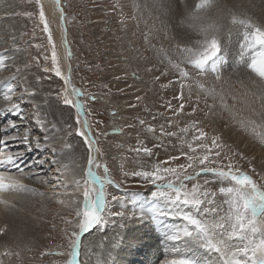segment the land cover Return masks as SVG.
<instances>
[{
    "label": "rangeland",
    "instance_id": "1",
    "mask_svg": "<svg viewBox=\"0 0 264 264\" xmlns=\"http://www.w3.org/2000/svg\"><path fill=\"white\" fill-rule=\"evenodd\" d=\"M148 4L143 0H61L69 83L79 93L75 94L97 142L99 152L91 169L103 186L100 219L81 233L84 193L94 200L96 194L86 178L87 148L76 133L77 128L84 129L80 116L73 104L64 103L65 97L71 101L72 97L62 79L64 58L54 15L47 0H0V23L12 21L16 33L14 40L0 34V53L5 58L0 79L27 72L40 89V99L32 100L20 84L14 87L17 115L13 118L20 124L12 142L21 143L17 154L26 155L25 172L30 173L23 186L27 199L18 209L31 235L17 242L10 241L9 235L0 242V264H67L75 234L80 236L75 264H114L115 254L125 255L136 240L140 248L132 247L136 255L128 258L143 264L180 259L190 264H221L220 253L208 248L205 236L184 217L199 220L214 240L226 241L228 253L244 247L246 241L228 235L229 214L234 211L230 201H239L241 192L250 195L252 186L237 185L230 176L203 174L200 169L247 175L264 191V110L234 99L239 79L233 75L234 68L226 67L235 59L229 30L218 29L216 56L200 69L192 60L205 45L196 43L179 18L155 14ZM239 46L236 59L248 60L252 47L242 40L236 43ZM10 50L17 51L11 60ZM53 52L60 77L53 70ZM261 65L253 69L258 81H264L258 73ZM53 125L60 130L62 142L36 150L33 141L50 139ZM57 153L72 154L68 164L79 163L77 176L66 175L65 160L53 162ZM168 184L173 187L167 188ZM221 188L234 192L222 193ZM176 189L180 201L195 197L201 204L177 201ZM161 191L166 195H153ZM256 219L264 222L259 213ZM250 257L251 253H241L237 259L252 264Z\"/></svg>",
    "mask_w": 264,
    "mask_h": 264
},
{
    "label": "bare ground",
    "instance_id": "2",
    "mask_svg": "<svg viewBox=\"0 0 264 264\" xmlns=\"http://www.w3.org/2000/svg\"><path fill=\"white\" fill-rule=\"evenodd\" d=\"M9 1L12 2L13 0H9ZM47 1L50 5V9H51L52 14L54 15L53 17H54V21L56 22L58 40L60 41V47H61L62 54H64V51L65 52L68 51V46L65 44V38L66 37H64L66 34L65 14L63 12L64 9L61 5V0H47ZM143 1L149 2V4L147 5L148 8L151 9L155 14H158V15L166 14L168 16H173V17H177V18H180L184 8L193 6L196 3V0H183L180 2L178 0H143ZM227 3H228V7L225 10V18L222 20L219 30L220 31L221 30H224V31L229 30L230 34L233 35L231 43H230V45L229 44L228 45L230 46V48H231V50L235 56V59L228 61L226 63V67L230 68V69L234 68V71H233L234 74L233 75L239 79V80H237L238 85H236V87L239 89V90H237L238 97L237 98L234 97V99H236V101L238 100L240 102H249L253 105L260 106V109L264 110V81H258L257 79L259 77L256 76L257 75L256 71H254L253 68L250 67V65L252 64V61L255 57L254 55L257 56L255 58V60L257 61V64H260V55L259 54L262 51H264V46L250 42L251 33L255 28L258 27L261 30H264V0H227ZM58 4H60V6H61L60 9L58 7ZM1 23H0V34L6 33L7 37H9V39L14 40L16 33L12 29L15 27V24L12 21H2ZM63 28H65V31L63 30ZM237 39L246 42V45L248 43L252 47V50L248 51V55H249L248 60H241L240 61V60L236 59L237 57H239L238 56V49L241 48L240 46L238 48L236 47V43H239V40H237ZM11 51L12 50H10L9 53ZM16 52L17 51H14L13 53L11 52L10 60L12 59L13 54H14V56H16ZM9 53L7 52L5 54V57ZM228 53H229V51H228ZM66 54H68V52ZM227 58L229 59L228 56H227ZM3 59H5L4 56H3ZM63 63H64L65 72H64L62 79H63V81H67L66 77H67L68 73H70V75H71V69H69L70 68L69 62H66L64 60ZM262 66H264V65H261L260 68ZM15 74H16L15 76H11V78H13V79H9L8 77L0 79V141H6V143H0V160L6 158V156L9 154H11L13 156H18L19 158L17 160V164L19 165V168L15 167V166L0 165V171H3L7 177H12L15 180L19 181V184L22 187H8V188L0 190V224H2V223L5 224L4 227L2 229H0V242L4 241L7 237H9V235H11L10 241H12V242L22 241L23 238L27 239L31 235L30 234L31 232L29 231L28 225L24 221H22L21 216H22L23 211L18 209V206H23L24 203L26 202V199H27L26 197H27L28 193L24 189L25 187L23 188V186L24 185L26 186L27 183L29 182L28 176L30 173L25 172L27 170V167H28V166H26L27 164L25 161L26 155L24 157H21L20 155L17 154L18 153L17 151L20 150V148H21V143L12 142L15 139L14 137L16 135L15 132L17 130V127L16 126L11 127L10 124H14V125L20 124L18 118L17 119L13 118L15 115H17V108H16L17 107L16 106L17 101H16V98L14 95V93H15L14 87L17 86L18 84H20V87L25 89L24 92L32 100L40 99L39 98L40 89H39V86L35 83L34 77L29 76V74L27 72H22L21 74L19 72L18 73L15 72ZM4 81H7L8 83H11L13 85V90L11 92L7 91V85L4 83ZM69 87H71L70 84H69ZM221 88H223V87H221ZM223 90L225 92V87L223 88ZM220 95L224 96L225 98L229 97L225 93H221ZM5 96H7L8 99H5ZM233 104H234V102H233ZM237 105L239 106L240 109L243 107V105L241 103L237 102ZM235 108H237V107H235ZM251 108H252V106H251ZM233 109H234V107H233ZM248 109H249V107H248ZM255 110H257V109H255ZM74 112H76L77 115H79L77 111H74ZM84 116H85V113H84ZM85 118L87 121L88 128L90 130V124H89L86 116H85ZM47 119H49V118H47ZM49 120L52 123L54 122L51 119H49ZM82 125L83 124H82V120H81V127H82ZM82 129H83V127H82ZM83 132L85 133V135H87L85 129H83ZM91 134H92V132H91ZM48 135L50 136V139L45 140L42 143L39 142V146H37V142L33 141L34 143H32V144L36 148V150H38V151L42 150V147L46 146V145H48V146L55 145V147H58L59 146L58 144L62 142V139L60 138L61 132L56 126H54V125L52 126V129L49 131ZM92 137L95 140L93 135H92ZM47 138H49V137H47ZM82 142L85 144V146L87 148L86 149L87 150V153H86V166H87L86 178H87L88 183L91 186L92 192H95V194H96L97 209H98V213H100L99 211L102 209L101 208L102 203H101V199H100V193L103 190V186L101 184L99 186V180L98 179L96 181H93L87 176V171L89 169L88 168V166H89L88 165V157H89V155H91L93 158V161L95 162L97 155H98V152H99L97 142L95 140L96 145L94 142L91 144H86L83 136H82ZM72 154L74 156V155L78 154V151L76 150V151L72 152ZM72 154L71 153L70 154L69 153L68 154H66V153L58 154L57 153V156L55 157V159H53V162H57L59 160V161H62L61 163H63V161L65 160L64 162H66V164H68L69 163V156H70V158H72ZM78 160L79 159H76V162H78ZM78 166H79V163L75 164L74 166H69V164H68L66 166V170H65L66 175L69 177L77 176L78 172H79ZM91 167H92V165H91ZM5 183L8 184V183H10V181L5 180ZM6 192H8L9 194H4ZM29 226H31V225H29ZM136 241L132 242L130 240V242H132L130 244H132V245L128 251H127V249H125L127 251V252H125L126 256L121 254L124 251H120L121 255L115 254V252L113 251L114 252L113 254L116 255V257L113 258V260H112L114 262V264H127L130 262H131V264H143V263H141L142 260H139V259L129 260L130 258H128V256L131 257L132 254L136 255L135 249H136V247H138L135 244ZM94 247H96L99 252L100 251L104 252V250H105V249L100 250V244L98 242L97 243L94 242ZM132 247H134L135 249ZM78 248H79V246H78ZM78 248H76V258L79 254ZM138 248H140V247H138ZM146 250H148V249H146ZM148 252H149V250H148ZM138 253H141V252H138ZM149 254H151V253H149ZM98 255L100 257L101 254L99 253ZM104 255H107V254H104ZM134 255L132 256L133 258H134ZM135 258H136V256H135ZM139 258H142V257L140 256ZM77 259H76V261H77ZM76 261H75V263H76Z\"/></svg>",
    "mask_w": 264,
    "mask_h": 264
},
{
    "label": "snow or ice",
    "instance_id": "3",
    "mask_svg": "<svg viewBox=\"0 0 264 264\" xmlns=\"http://www.w3.org/2000/svg\"><path fill=\"white\" fill-rule=\"evenodd\" d=\"M199 7V4L197 5ZM40 19L41 21H44V13L41 11L40 13ZM44 31L48 32V26L45 23ZM49 42L51 43V36H49ZM250 42L254 44H258L261 46H264V30H261L260 28H255L250 37ZM218 50V44L216 39H213L205 44V49L197 54V58L192 60V63L200 69H204L206 66V63L210 60H213V58L216 56ZM260 63L264 65V51H262L260 54ZM52 64H53V70L55 71V75L60 77L62 74L58 67H56V56L55 52H53L52 56ZM4 65V59L2 54H0V67H3ZM257 61L253 59L252 64L250 65L251 68L254 70L256 69ZM216 65L213 63V70H215ZM259 74L261 76H264V66H262L259 69ZM13 79V78H9ZM39 79V78H38ZM4 83L7 85V91L11 92L13 90V85L11 83H8L7 81H4ZM73 92L79 95L78 91L74 88ZM5 99H8L7 96H5ZM64 103L66 105H71L73 102L69 100L67 97L64 99ZM75 108L83 111L82 105L79 100L75 103ZM39 123V121H37ZM11 127H15L16 125L10 124ZM85 129L88 127L87 121L84 122ZM77 135L83 136L86 144L93 143L90 135H85L83 131H81L80 128L76 129ZM25 142L28 141V136L26 135L24 137ZM0 143H6V141H0ZM37 146H39V141L37 140ZM53 152L56 151L55 148L52 149ZM18 156H13L11 154L7 155L6 158L0 160V165L5 166H15L19 168V165L17 164ZM207 159L205 157L204 159L200 160V163L203 164L204 160ZM93 158L91 155L88 157V165L89 169L87 171V176L93 180L96 181L98 178L93 174L91 170V165L93 164ZM41 164L44 163V161H40ZM168 171H172L169 169ZM200 173L203 174H218L221 177L230 176L231 180L234 181L237 185H251L252 186V193L250 195H245L243 192L240 193L239 201H230V204H232L234 211L230 212L229 214V220L232 221L231 225V232L228 233L229 237H237L241 239L242 241H246L243 248H237L235 252L228 253L226 251L227 242L222 240H214L213 237H209V229L202 226L200 224L199 220L192 219L191 217H184L187 219L192 225H194L198 232L203 234L206 239L207 247L213 250L216 253H220V260L221 264H242V261L237 259V257L242 253L245 256H248L249 253H251V261L252 264H264V222H258L256 217L259 213L261 217H264V191H259L255 185V183L251 180V178L247 175H233L231 172H224V171H218L217 169L204 167L200 169ZM185 179H191V177H185ZM5 180H9L10 183L6 184ZM8 187H22L19 184V181L15 180L12 177H7L3 171H0V190L8 188ZM167 188H172L173 186L171 184L166 185ZM176 199L177 201H180V190L176 189ZM195 192V188L193 189ZM220 192L227 193L231 195L234 192L233 188H221ZM154 196H165V192H154ZM85 197V211L83 213L84 219L80 223V232L83 233L87 230H89L93 225L97 224L100 217L97 209V203L96 200L89 198V193H84ZM100 199L101 203L103 200V193H100ZM181 203L185 205H194L199 206L201 204V200L197 199L195 197L188 199L185 198ZM250 213V217L247 215ZM219 227V225H217ZM188 235H191V233H186ZM76 235V240L73 242L72 248V259L67 262V264H75L76 261V247L77 242L80 239L79 234ZM259 236V239H256V237ZM259 254V255H257ZM259 256V260H257V257ZM167 264H190V261L186 259H180V260H172L167 262Z\"/></svg>",
    "mask_w": 264,
    "mask_h": 264
},
{
    "label": "clouds",
    "instance_id": "4",
    "mask_svg": "<svg viewBox=\"0 0 264 264\" xmlns=\"http://www.w3.org/2000/svg\"><path fill=\"white\" fill-rule=\"evenodd\" d=\"M227 7V0H196L193 6L184 8L179 23L197 44L205 45L215 39Z\"/></svg>",
    "mask_w": 264,
    "mask_h": 264
},
{
    "label": "water",
    "instance_id": "5",
    "mask_svg": "<svg viewBox=\"0 0 264 264\" xmlns=\"http://www.w3.org/2000/svg\"><path fill=\"white\" fill-rule=\"evenodd\" d=\"M58 7H59V9L61 8L60 4H58ZM63 30L65 31V28H63ZM64 37H66V34H65ZM66 43H67V40H66V38H65V44H66ZM66 45H67V44H66ZM66 53H67V52L64 51L63 58H64V60H65L66 62H68V60H67V59H68V54H66ZM69 79H70V73L67 74V77H66V80H67V81H65V84L67 85L66 91H67L68 95H69L70 97H72L73 109H74L75 111H77L78 114L80 115V118H81V120H82V124H83L82 127L85 129V127H84V123H83V122L86 121V118H85L84 113H83L82 111H80V110H78V109L75 108V103H76V101L79 100V99H78L77 95L73 92L72 88L69 87V84H70V83H69ZM76 114H77V113H76ZM85 130H86V134L91 136L92 141H93V142L95 143V145H96V142H95V140L93 139L92 134H91L90 130L88 129V127H87ZM99 212H100V211H99ZM79 242H80V240L77 242V247H76V248H78V246H79Z\"/></svg>",
    "mask_w": 264,
    "mask_h": 264
}]
</instances>
